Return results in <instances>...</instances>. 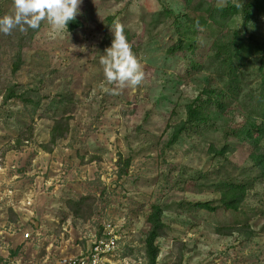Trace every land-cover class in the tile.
<instances>
[{"label":"rangeland","instance_id":"obj_1","mask_svg":"<svg viewBox=\"0 0 264 264\" xmlns=\"http://www.w3.org/2000/svg\"><path fill=\"white\" fill-rule=\"evenodd\" d=\"M207 1L224 6L242 0ZM163 7L173 16L153 26L151 15ZM11 10L12 0H0V17ZM186 12L181 0H81L76 18L82 27L57 32L42 22L15 76L14 51L0 38V264H61L104 238L103 225L116 238L115 259L146 264L143 241L153 205L162 209L165 226L155 241V264H264V178L251 182L257 173L249 151L232 139L226 143L233 152L210 153L225 143L223 130L240 121L241 108L216 114L212 126L168 143L198 92L224 83L209 64L211 45L226 30H194ZM117 25L133 36L129 43L145 79L135 90L113 95L104 90L113 86L99 59ZM240 26L239 17L228 24L230 31ZM178 32L191 47L172 57L166 50ZM246 34L263 42V21L252 17ZM259 59L253 56L240 70L242 95L264 87ZM191 62L204 69L191 70ZM11 82L38 89L40 107L16 99L3 104ZM59 98L66 102L57 103ZM63 116L69 118L68 133L47 153L41 144L53 120ZM26 132L32 134L29 142L14 147ZM228 178L251 182L238 211L191 208L196 202L217 204L218 183ZM219 228L232 231L222 235Z\"/></svg>","mask_w":264,"mask_h":264},{"label":"trees","instance_id":"obj_2","mask_svg":"<svg viewBox=\"0 0 264 264\" xmlns=\"http://www.w3.org/2000/svg\"><path fill=\"white\" fill-rule=\"evenodd\" d=\"M120 1V0H115ZM187 10L185 18L190 28L201 30L207 26H215L221 31L226 30L223 39L217 38L213 41L211 49L213 54L210 58L212 64L216 65V72L220 79L223 78L222 86H204L198 94L185 106V120L173 127V133L169 144H174L179 136L185 131H200L213 125L214 115H231L235 113V108L242 110L240 121L231 122L223 130L225 143L217 150L210 148V153L215 156L224 157L233 152L234 146H229L226 141L232 139L237 145L244 146L248 151V158L251 167L256 171L257 176L251 182L264 178V87L258 93L250 92L242 95L244 86L243 74L240 70L253 56H259L260 68L264 66V41H256L246 34L247 25L252 17H258L264 24V0H242L240 2H227L224 6L210 5L207 0H181ZM173 16L172 12L163 7L151 15L153 26L160 25ZM2 17V15H1ZM235 17L241 20L239 29L230 31L228 24ZM108 23L111 24L113 17L109 16ZM82 27V23L75 18L67 25V32H73ZM41 25L36 30H29L27 34L18 31L10 36L1 34L0 38L6 41V45L12 49L11 75L15 76L23 66L22 52L29 46L33 37ZM124 34L128 41L133 37L124 29ZM188 47L182 32H178L175 41L167 48L169 56L184 54ZM191 70L200 71L204 68L197 63H190ZM16 99L23 104H30L34 108H39L43 96L35 87L28 88L22 84L9 83L2 94L3 104ZM66 102L59 98L57 103ZM69 130V118L66 116L53 120V125L49 131V139L46 144H41V148L50 153L56 142L65 138ZM31 132V131H30ZM26 132L14 142L15 146H20L23 142H29L32 134ZM28 133V134H27ZM15 149V148H12ZM251 182L228 178L218 183L219 199L218 203L196 202L191 204L195 211L214 212L218 208L226 211L236 212L243 203L249 190ZM162 209L158 205L151 207L147 217L148 231L143 241L146 264H155L158 248L155 241L164 234V223L161 220ZM219 234L226 235L231 228L217 229Z\"/></svg>","mask_w":264,"mask_h":264},{"label":"clouds","instance_id":"obj_3","mask_svg":"<svg viewBox=\"0 0 264 264\" xmlns=\"http://www.w3.org/2000/svg\"><path fill=\"white\" fill-rule=\"evenodd\" d=\"M81 0H12V10L0 17V34L10 36L18 31L27 34L36 30L42 22L57 32L67 31L69 22L79 14ZM111 46L100 56L99 63L107 85L104 90L117 95L120 90H135L144 79L145 72L140 60L124 34L122 25L115 27Z\"/></svg>","mask_w":264,"mask_h":264},{"label":"built area","instance_id":"obj_4","mask_svg":"<svg viewBox=\"0 0 264 264\" xmlns=\"http://www.w3.org/2000/svg\"><path fill=\"white\" fill-rule=\"evenodd\" d=\"M110 225H103L104 238L95 239L87 250L78 256L64 259L61 264H127V260L115 259L118 244L115 237L108 232ZM107 236V237H106ZM24 239H29V234H24Z\"/></svg>","mask_w":264,"mask_h":264}]
</instances>
